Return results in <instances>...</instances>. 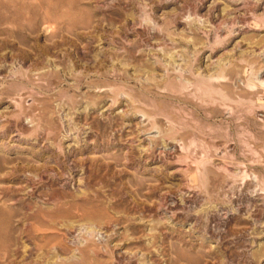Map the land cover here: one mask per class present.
Here are the masks:
<instances>
[{"label":"rangeland","instance_id":"rangeland-1","mask_svg":"<svg viewBox=\"0 0 264 264\" xmlns=\"http://www.w3.org/2000/svg\"><path fill=\"white\" fill-rule=\"evenodd\" d=\"M0 264H264V0H0Z\"/></svg>","mask_w":264,"mask_h":264},{"label":"bare ground","instance_id":"bare-ground-1","mask_svg":"<svg viewBox=\"0 0 264 264\" xmlns=\"http://www.w3.org/2000/svg\"><path fill=\"white\" fill-rule=\"evenodd\" d=\"M233 2V1H232ZM234 2H236V1H234ZM225 4V3H224ZM239 7V6H238ZM231 9V8H230ZM236 9V8H235Z\"/></svg>","mask_w":264,"mask_h":264}]
</instances>
